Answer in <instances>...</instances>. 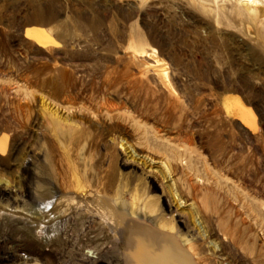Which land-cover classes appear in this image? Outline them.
<instances>
[{"label":"rangeland","instance_id":"1","mask_svg":"<svg viewBox=\"0 0 264 264\" xmlns=\"http://www.w3.org/2000/svg\"><path fill=\"white\" fill-rule=\"evenodd\" d=\"M151 216L196 264H264V0H0V264H176L129 245Z\"/></svg>","mask_w":264,"mask_h":264},{"label":"bare ground","instance_id":"2","mask_svg":"<svg viewBox=\"0 0 264 264\" xmlns=\"http://www.w3.org/2000/svg\"><path fill=\"white\" fill-rule=\"evenodd\" d=\"M159 79L160 81L163 82V80L166 81V83L164 85L165 89H169V84L167 83V75L166 73H161L159 75ZM155 81V80H154ZM169 96V95H168ZM168 99V98H167ZM175 100V99H174ZM169 102V100H168ZM106 103V102H105ZM108 104V103H107ZM103 106V105H102ZM111 107V106H109ZM112 108V107H111ZM110 108V109H111ZM176 108V107H175ZM108 110V109H107ZM171 110V109H170ZM111 112V111H110ZM170 112V111H169ZM99 113V112H98ZM152 116V115H151ZM162 120V119H161ZM166 124V123H165ZM136 126V125H135ZM14 129V128H13ZM149 134V133H148ZM147 137V136H146ZM145 137V138H146ZM188 137V136H187ZM149 139V138H148ZM156 140V139H155ZM150 142V141H147ZM149 144V143H148ZM146 145V144H145ZM152 145V144H151ZM161 145V144H160ZM158 146V145H157ZM156 146V148H158ZM172 146V145H171ZM182 146V145H181ZM148 147V146H147ZM178 147V146H177ZM149 148V147H148ZM176 148V147H175ZM152 149V148H151ZM174 150V149H173ZM177 151V149H176ZM178 152V151H177ZM179 154V153H178ZM183 154V153H182ZM179 157V156H178ZM189 158V157H187ZM190 160V159H189ZM192 160V158H191ZM190 160V162H192ZM187 161V160H186ZM200 162V161H199ZM191 164V163H190ZM199 168V167H198ZM68 167H64L59 171V175L66 177L68 175ZM199 170V169H198ZM56 171V170H55ZM198 173V172H197ZM118 175V171H117V161L116 158H112L110 160V163L108 165V167L105 169L104 166L102 165V162L98 163L94 169L91 172V175H89V179L87 180V183L89 184V186L93 189L96 190V192L98 194H104L105 192H107L110 188V186L112 185L111 182L112 180H114L113 178H115ZM78 176V175H77ZM81 178V177H80ZM67 179V178H66ZM67 182V181H66ZM78 182V180H77ZM115 182V181H114ZM82 182H80L81 184ZM86 183V180L85 182ZM67 184V183H66ZM79 187V186H78ZM67 188V187H66ZM85 189V187H84ZM102 201V200H101ZM154 201V200H153ZM107 203V202H106ZM50 205L51 201H47L44 205ZM53 204V203H52ZM87 204V203H86ZM152 204V203H151ZM109 205V204H108ZM111 205V204H110ZM128 205V204H127ZM85 206V205H84ZM150 206V205H149ZM153 206V205H152ZM151 206V207H152ZM156 206V205H155ZM150 207V209H151ZM153 209H155V207H152ZM85 210L88 213V216H91V212L90 210H100V211H105L106 216L110 217V216H114L117 217L118 215H122L123 218V223L122 225H120L118 228H122L124 229V223L126 221H128V218L132 219L133 221L139 222V220L141 221L142 217L139 215V213L145 214L142 212L141 207H139V205L133 204L132 206L127 207L126 205H120V203H116L113 207L111 206V208L107 207L106 205L100 202L96 203H90L87 206H85ZM123 210H127L128 213H130V217H128L126 214H123ZM159 211V210H158ZM52 215L57 214L58 211H56L55 209L51 210ZM156 212V211H155ZM158 213V212H157ZM66 215V214H65ZM56 216V215H55ZM88 216H83V212L78 210L77 212V216H75L73 214V218L79 219V221H82V219L86 220L89 219ZM120 218V217H119ZM155 218V217H154ZM91 219V218H90ZM169 219V218H168ZM167 219V220H168ZM110 220V218H109ZM150 223L148 224V226H143V225H138L135 228L133 227L134 231H127L128 232V242L129 245L136 247L138 249H143L144 245H143V241L145 242L144 239H148L151 240L155 237L160 238L162 241H164L165 243H168L169 245L173 246V245H177V247H179L178 249L179 252L181 253L180 258H178L175 262L176 264H196L195 260H194V256L190 254V252L186 249V245L182 243V241H180L178 238V236L176 234H173L170 230H168L166 227L163 226V228L158 224V222L156 223L155 220L153 219V217H150ZM162 220V218H161ZM165 220V219H164ZM172 220V219H170ZM113 221V219H112ZM164 222V221H163ZM91 227L94 233L98 234V235H102V236H106L108 237V239L111 238V235H113L114 230L116 229L114 226L115 224H112L108 221V219H106V221L104 223H101L98 220H91ZM115 223V222H114ZM161 223V222H160ZM165 224V223H164ZM114 225V226H113ZM172 225V222H171ZM179 231V230H178ZM119 232V229L118 231ZM116 233V232H115ZM120 233V232H119ZM116 233V234H119ZM178 233V232H176ZM142 234V235H141ZM121 235V234H120ZM119 235V236H120ZM118 237V236H116ZM121 237V236H120ZM58 238V237H57ZM119 238V237H118ZM112 239V238H111ZM183 239V238H182ZM122 240V237H121ZM126 240V239H125ZM124 240V241H125ZM139 241H142V243H140ZM186 242V241H185ZM61 243V241H60ZM113 243V242H112ZM116 243V242H115ZM198 244V242H196ZM128 246V245H127ZM111 250V249H110ZM129 250V249H128ZM127 250V251H128ZM196 251V250H195ZM115 253V252H114ZM195 254V253H194ZM134 256L132 254V251L130 250V252L128 251L126 254V258L129 259V261L131 260L133 263L138 264V260L134 259ZM198 256V255H197ZM120 258V257H119ZM145 258V257H144ZM199 258V261L204 260L203 258ZM4 259V258H3ZM119 261V260H118ZM128 264V263H127ZM142 264H150V263H145L143 262ZM200 264V263H199Z\"/></svg>","mask_w":264,"mask_h":264}]
</instances>
